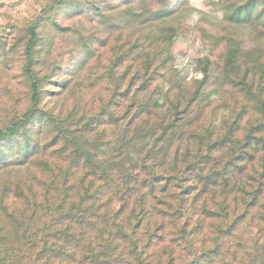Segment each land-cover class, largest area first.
<instances>
[{
	"label": "rangeland",
	"instance_id": "rangeland-1",
	"mask_svg": "<svg viewBox=\"0 0 264 264\" xmlns=\"http://www.w3.org/2000/svg\"><path fill=\"white\" fill-rule=\"evenodd\" d=\"M30 24L38 36L32 66L39 82L36 105L23 68ZM243 72L252 87L264 81L262 0H0V214L3 208L29 212L34 200L53 194L47 189L53 176L76 165L73 152L79 149L67 139L84 132L79 145L92 154L100 151L95 161L118 145L123 128L113 124L107 107L120 82L123 88L130 83L132 89L144 88L141 98L157 99L160 105L170 98L166 91L171 97L184 91L204 109L199 126L209 123L223 135L241 119L237 134L244 137L246 123L258 125L262 113L238 82L236 73ZM13 123L15 133L4 135ZM183 146L195 152L198 144ZM115 186L94 202L98 217H92L93 225L108 216L107 210L112 214L122 208ZM158 190L145 196L149 206L156 205L153 196H163ZM150 210L156 211L152 205ZM239 229L249 232L241 243L232 241L239 256L205 264H245L256 229L245 223ZM175 230L168 227L167 233ZM90 233L97 235L98 229ZM200 246L201 241L195 248ZM184 261L177 258L176 264Z\"/></svg>",
	"mask_w": 264,
	"mask_h": 264
},
{
	"label": "trees",
	"instance_id": "trees-1",
	"mask_svg": "<svg viewBox=\"0 0 264 264\" xmlns=\"http://www.w3.org/2000/svg\"><path fill=\"white\" fill-rule=\"evenodd\" d=\"M27 33L23 68L36 105L40 95L32 70L35 25L30 24ZM204 73L206 77L207 70ZM236 75L262 113L261 122L255 120L258 125L253 120L246 123L242 138L237 134L243 128L241 119L223 135L209 123L199 126L204 109L184 91L172 97L166 91L170 98L160 105L157 99L150 103L141 98L144 88L132 89L131 83L123 88L124 83L113 78L121 85L113 89L107 114L123 128L118 145L95 161L100 151L92 154L79 145L84 132L67 139L79 149L73 152L76 165L53 176L47 188L53 194L45 192L44 201L34 200L29 212L2 209L0 264H121V259L123 264H176L177 258L185 259L182 264H205L216 257L233 261L241 253L233 239L241 243L249 233L240 231L242 223L256 229L254 250H247L244 263L264 264V81L256 80L252 87L246 84L248 72ZM17 124L4 135H13ZM196 141L195 152L184 150L183 144ZM110 186L120 187L116 193L123 206L112 214L107 210L108 216L93 225L92 217H98L94 202ZM158 187L163 196H153L156 205L150 204L156 211H151L145 196ZM144 188L147 191H141ZM94 227L97 235L90 233ZM168 227L176 230L167 233ZM208 241L214 245L207 246ZM225 245L232 247L224 250Z\"/></svg>",
	"mask_w": 264,
	"mask_h": 264
}]
</instances>
